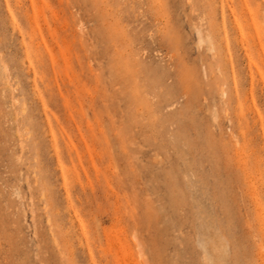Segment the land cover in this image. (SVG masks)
Listing matches in <instances>:
<instances>
[{"label":"rangeland","instance_id":"rangeland-1","mask_svg":"<svg viewBox=\"0 0 264 264\" xmlns=\"http://www.w3.org/2000/svg\"><path fill=\"white\" fill-rule=\"evenodd\" d=\"M0 264H264V0H0Z\"/></svg>","mask_w":264,"mask_h":264},{"label":"bare ground","instance_id":"bare-ground-1","mask_svg":"<svg viewBox=\"0 0 264 264\" xmlns=\"http://www.w3.org/2000/svg\"><path fill=\"white\" fill-rule=\"evenodd\" d=\"M198 36H200V30H199V32H198ZM201 37H202V35H201ZM201 37H198L199 38V41H200V43H207V45L209 44H211V40H210V38L208 37V36H205V38H204V36H203V38L201 39ZM203 41V42H202ZM213 47H214V45H213ZM215 48V47H214ZM212 50V49H211Z\"/></svg>","mask_w":264,"mask_h":264}]
</instances>
